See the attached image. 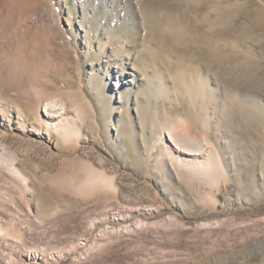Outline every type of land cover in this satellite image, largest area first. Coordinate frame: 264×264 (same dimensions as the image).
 <instances>
[{
    "label": "rangeland",
    "instance_id": "374dc122",
    "mask_svg": "<svg viewBox=\"0 0 264 264\" xmlns=\"http://www.w3.org/2000/svg\"><path fill=\"white\" fill-rule=\"evenodd\" d=\"M21 2L23 25L0 5V264H264V0H132L129 45ZM73 93L64 142L35 106L72 116Z\"/></svg>",
    "mask_w": 264,
    "mask_h": 264
},
{
    "label": "bare ground",
    "instance_id": "6f19581e",
    "mask_svg": "<svg viewBox=\"0 0 264 264\" xmlns=\"http://www.w3.org/2000/svg\"><path fill=\"white\" fill-rule=\"evenodd\" d=\"M0 1H1L0 5L7 6V11L9 12V15L11 14L10 15L11 17L15 16V18L13 17L14 19L12 21L15 22L16 24L20 23L19 25H23L26 16H28V14H30L31 12L30 11L31 8L29 7L26 9L25 7H23L25 5L22 2H21L22 6H18L19 0H0ZM78 1L80 0H58V3L60 4L62 3L63 7H65L64 9L67 16L70 19H72L73 22L71 24L72 27L73 24L75 26L76 23L79 27L82 28H85V26L88 25L86 29L88 31L93 30L94 35H97L98 33V30L95 28L101 27V29L104 31L102 33L103 35L107 31V33L104 35L106 38L107 36L112 34L113 35L118 34V36L122 35V38H124V41H127L128 45L130 42L133 41L132 37L133 38L137 37L139 27L137 26L132 0H83V3H80ZM260 18H262L260 20L263 21L264 23V15H260ZM16 19L18 23L16 22ZM86 31L85 33H87ZM101 39H102V35L98 37L96 42H98V40ZM70 98H71V104L72 106L74 105V111H75L72 116H70V114L67 112L68 110H64V106L62 103H59L56 100H51V99L46 100L45 102L43 100L42 102L44 103L42 104V109L40 110L39 109L41 104L40 100H42V98L38 99L39 100L38 102L40 104L38 106H35L36 108L34 112V118L37 124L39 126L42 125L45 130H49L56 133L60 137V139H62L64 142L68 141L69 137L71 136L70 134L73 132V125L76 123V120L81 117L80 116L81 114L78 110L79 103H78V99H76L77 98L76 94L73 93V95H70ZM67 116H70V119H68L70 120V122L64 118ZM77 121H79V119ZM167 134L169 141L173 144V147L176 150H179V152L186 153V151L199 150L201 148V143L199 141L191 140L189 137H186L185 135L175 134L174 131H168ZM28 143L29 142L23 144H28ZM4 152H5L4 150H0V158H2L3 160L4 159L7 160L6 163L10 162L12 160L10 159L11 157H7L4 154ZM10 165L11 166H8L7 168H11L10 171L17 172V169L14 167L13 163H11ZM88 167H87L88 170H86L87 183L102 182L107 184L111 182L101 172L94 171L92 165L88 164ZM28 258L33 261L37 259L32 254Z\"/></svg>",
    "mask_w": 264,
    "mask_h": 264
}]
</instances>
